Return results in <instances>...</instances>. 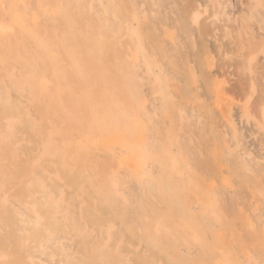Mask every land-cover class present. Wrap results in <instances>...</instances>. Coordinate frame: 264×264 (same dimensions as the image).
I'll return each instance as SVG.
<instances>
[{
	"label": "bare ground",
	"instance_id": "6f19581e",
	"mask_svg": "<svg viewBox=\"0 0 264 264\" xmlns=\"http://www.w3.org/2000/svg\"><path fill=\"white\" fill-rule=\"evenodd\" d=\"M0 264H264V0H0Z\"/></svg>",
	"mask_w": 264,
	"mask_h": 264
},
{
	"label": "rangeland",
	"instance_id": "374dc122",
	"mask_svg": "<svg viewBox=\"0 0 264 264\" xmlns=\"http://www.w3.org/2000/svg\"><path fill=\"white\" fill-rule=\"evenodd\" d=\"M46 76H48V75H46ZM51 80L52 79H49L48 81H51ZM133 109L132 108L129 109V114L116 115L118 119L116 120V122L114 121L113 126H115V123H116V126H117L116 135H117V137H120L121 139L123 138V139L126 140V138H124V134L128 131L127 125L129 126V130L131 132V123H130L129 120H131V116L133 117L135 115V112H136L135 108H133ZM79 115L80 116H84L83 114H69V117L75 116L77 118ZM128 116H130L129 119H127ZM139 117L140 116H137V118H139ZM104 124L109 125V122L106 121V115L105 114H102V113H99V112H98V114L90 113L87 116V120L86 121L82 120V123L77 124V125H80V128L75 129L74 132H78V133H80L82 135L85 133V134H88V135H91V136L92 135L109 133L108 128L104 129ZM218 164L224 170L227 168V163L224 160H218ZM240 233H241V231H240ZM238 245H239V251H240V246L241 245L240 244H238ZM256 246L257 245H255L253 247H256Z\"/></svg>",
	"mask_w": 264,
	"mask_h": 264
}]
</instances>
